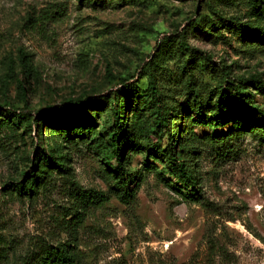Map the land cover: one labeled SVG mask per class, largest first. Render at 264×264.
I'll use <instances>...</instances> for the list:
<instances>
[{
  "label": "rangeland",
  "instance_id": "obj_1",
  "mask_svg": "<svg viewBox=\"0 0 264 264\" xmlns=\"http://www.w3.org/2000/svg\"><path fill=\"white\" fill-rule=\"evenodd\" d=\"M259 24L264 0H0V264L68 243L81 264H264V124L230 132L231 115L248 113L217 103L242 79L264 81V32L248 30ZM150 82L160 100L136 110L125 85L142 98ZM243 93L264 110L258 89ZM114 107L149 130L125 179L110 152ZM68 116L90 131L64 140L55 124ZM177 123L195 135L174 148L181 160L190 140L195 186L164 152ZM43 151L64 170L20 193ZM85 192L108 199L75 225Z\"/></svg>",
  "mask_w": 264,
  "mask_h": 264
},
{
  "label": "trees",
  "instance_id": "obj_2",
  "mask_svg": "<svg viewBox=\"0 0 264 264\" xmlns=\"http://www.w3.org/2000/svg\"><path fill=\"white\" fill-rule=\"evenodd\" d=\"M248 30L264 32V24H259L258 26H250ZM181 44L182 46L186 47L185 42H181ZM108 73L111 75L112 79H116L110 70H108ZM126 82L127 79L120 80V84H126ZM125 87V90H120H123V92L129 94L128 101L136 105V110L140 106L147 107L148 110H151L153 109V106H150L151 102L153 100H160V96L157 92V87L153 82H150L147 89L148 92H146L142 98L140 96L134 95L132 92H127L130 91L127 88L128 85H125ZM251 87L258 89V91H260V93L264 95V81L260 78L259 75H253L250 78L242 79V85L236 86L235 90L237 95L235 94L233 98H231L230 96L225 97L223 95L217 99V103H223L224 107L228 104H231V102H238L240 104H243L245 109H243L242 113H248L246 116H244V118L241 119L239 117L232 116L229 112H227V115H231V119L227 120V122H231L232 124L230 132L241 130H255L257 127H260L256 124L257 116L261 117V123L264 124V110L258 104L253 103L249 99L248 95L243 93V90L250 89ZM191 93L195 95L198 104L203 105L202 95L200 91H191ZM159 116L161 122L168 125L169 118L161 113L159 114ZM138 118L139 116H136V114H133L132 119H129L128 117L126 118L125 116L121 115V112L118 111L117 108L114 107L112 109L110 152L112 154V157L115 156L118 160V166L114 171L116 173L122 174L124 176V179L127 178V173L125 171L126 154L133 150L140 149L141 144L138 141L140 136L143 133L149 132L147 127L142 126L140 122L137 121ZM49 119L50 121L52 120V118L50 117ZM203 122L207 123V121ZM55 126H63V129L60 128V130L57 131L64 140H74L78 136H83L84 133L89 132L91 129L90 126L86 124L76 125L70 116L63 118V122H61V124L57 123V125L55 124ZM175 127L176 128L174 130V133L170 136V142H168V145H170V147L167 146V148L164 149V152L168 154L172 166L177 167L178 173L183 182L185 184L195 186L198 182L190 168L192 162V159L190 157L193 153V146L190 145V140H188V145H186V154L183 159L180 160L178 153H176L174 150L176 142L182 136L186 135L187 138L189 136L191 137V139H195L192 126L188 124V126L186 125L185 127H182L181 124L177 123ZM214 138L216 137L214 136ZM63 166L64 164L61 158L58 159L56 156L43 151L38 155V157L36 158V162L33 163L31 169L26 173V182H18L15 185L16 189L22 194L32 195L37 191V187L47 169L56 168L64 170ZM124 195L127 196V194ZM80 198L82 203L81 208L83 209H76V211L73 213V217L71 218L72 220H74L75 225H79L84 221L86 216L85 207H88L89 203H99L101 201L107 200L108 196L104 197V195L99 194L98 197L93 199L94 196L92 194L85 192L81 194ZM1 257L2 255L0 253V258ZM25 264H81V259L79 253L75 250L73 245L68 243L59 246L48 245L43 249L37 260Z\"/></svg>",
  "mask_w": 264,
  "mask_h": 264
}]
</instances>
